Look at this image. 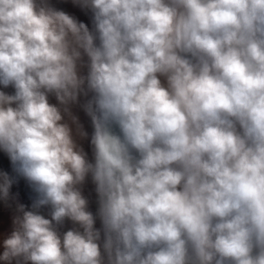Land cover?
<instances>
[{
    "label": "clouds",
    "instance_id": "clouds-1",
    "mask_svg": "<svg viewBox=\"0 0 264 264\" xmlns=\"http://www.w3.org/2000/svg\"><path fill=\"white\" fill-rule=\"evenodd\" d=\"M66 3L0 0V261L264 264V0Z\"/></svg>",
    "mask_w": 264,
    "mask_h": 264
},
{
    "label": "crops",
    "instance_id": "crops-1",
    "mask_svg": "<svg viewBox=\"0 0 264 264\" xmlns=\"http://www.w3.org/2000/svg\"><path fill=\"white\" fill-rule=\"evenodd\" d=\"M54 2L57 4V6L65 8L66 10L70 11L71 13L78 15L81 19H84L85 22H88V18L83 16L82 14H80L76 9H72L71 6L68 3H66V0H54ZM7 91L11 92L12 89H8ZM52 102L55 103L54 98H52ZM81 116L83 119L84 118L83 114H81ZM90 130L91 129L89 128V131ZM7 166H8L7 158L5 156H3V154H0V167H7ZM89 187H91V185H89ZM14 192L16 194L17 199L20 202L25 203L26 205L31 204L32 191L26 182H24L23 180H20L14 186ZM90 208H91V210L95 211V203L94 202H92L90 204ZM45 212H46V210H45ZM71 227H72L71 222L66 221L65 222V230H67L68 228H71ZM10 232H11V213H9L5 210L3 215L0 216V253H2V251H3V247H2L3 239L6 238V236L8 234H10ZM0 264H3V262L0 261Z\"/></svg>",
    "mask_w": 264,
    "mask_h": 264
}]
</instances>
